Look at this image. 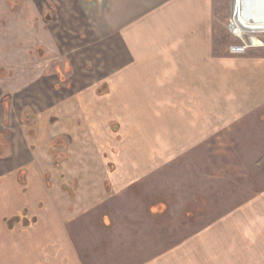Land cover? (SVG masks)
I'll return each instance as SVG.
<instances>
[{"label": "rangeland", "instance_id": "1", "mask_svg": "<svg viewBox=\"0 0 264 264\" xmlns=\"http://www.w3.org/2000/svg\"><path fill=\"white\" fill-rule=\"evenodd\" d=\"M76 3L78 17L70 0H0V123L9 103L32 153L20 173L26 194L38 185L36 197L70 217L88 264L164 253L168 264H264V31L241 38L234 0H201L199 42L180 46L196 52L180 58V84L129 100L128 85L114 87L120 75L94 71L88 35L73 36ZM27 110L34 131L20 118ZM8 128L7 144L17 131Z\"/></svg>", "mask_w": 264, "mask_h": 264}, {"label": "crops", "instance_id": "2", "mask_svg": "<svg viewBox=\"0 0 264 264\" xmlns=\"http://www.w3.org/2000/svg\"><path fill=\"white\" fill-rule=\"evenodd\" d=\"M79 1L82 3L80 23L76 20L79 12L75 7ZM88 2L70 0L71 14L77 16L71 20L74 21L71 32L75 38L77 33L90 38V49L98 51L92 57L98 63L94 70L97 74L120 75L119 81L113 78L114 87L118 82L128 85L120 88L125 87L128 94L124 93V96L129 100L133 97L132 92L137 94L138 90L167 88L163 85L170 80L180 84V58L184 62L191 53L196 55L191 49H187L189 54H184V50L180 55V46L184 49L190 38L194 43L199 42L200 18L205 13L204 10L202 14L201 0H96L92 6H88ZM106 43L112 44V52L104 51L108 49L104 46ZM197 49L202 63L211 66L207 53ZM155 75L160 76L155 81L159 80L161 86L147 88L154 82ZM259 87L258 99L264 106V81ZM4 115L6 118L0 123V131L10 130V124L17 131L12 134L9 144L3 142V138L0 140V264H88L84 259L86 254L78 248L67 227L70 217L57 212L55 205L51 207L53 201H40L35 193L39 191L38 185H29L26 194L20 173L32 165V153L25 146L26 138L19 132L22 125L9 103ZM36 118L35 128L39 124ZM40 190L44 191L43 188ZM41 203L45 205L43 212ZM13 218L17 221L10 225ZM23 218L32 222L25 225L18 221ZM106 250L109 256L110 249ZM168 258V253H164L154 261L145 258L136 264H168Z\"/></svg>", "mask_w": 264, "mask_h": 264}, {"label": "bare ground", "instance_id": "3", "mask_svg": "<svg viewBox=\"0 0 264 264\" xmlns=\"http://www.w3.org/2000/svg\"><path fill=\"white\" fill-rule=\"evenodd\" d=\"M231 28L241 38L249 32L264 31V6L251 0L249 9L246 0H234Z\"/></svg>", "mask_w": 264, "mask_h": 264}, {"label": "trees", "instance_id": "4", "mask_svg": "<svg viewBox=\"0 0 264 264\" xmlns=\"http://www.w3.org/2000/svg\"><path fill=\"white\" fill-rule=\"evenodd\" d=\"M22 120L27 125L29 130L34 131L35 126L37 125V118L33 113L28 110L25 111L22 115ZM159 203L152 204V211H159V209L162 207V202Z\"/></svg>", "mask_w": 264, "mask_h": 264}, {"label": "water", "instance_id": "5", "mask_svg": "<svg viewBox=\"0 0 264 264\" xmlns=\"http://www.w3.org/2000/svg\"><path fill=\"white\" fill-rule=\"evenodd\" d=\"M254 1H256L258 4L264 6V0H254Z\"/></svg>", "mask_w": 264, "mask_h": 264}]
</instances>
